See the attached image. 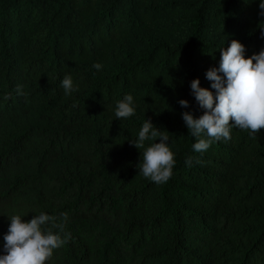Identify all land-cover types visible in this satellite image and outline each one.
<instances>
[{
    "label": "trees",
    "instance_id": "1",
    "mask_svg": "<svg viewBox=\"0 0 264 264\" xmlns=\"http://www.w3.org/2000/svg\"><path fill=\"white\" fill-rule=\"evenodd\" d=\"M260 2L0 0V254L13 215L67 213L47 264H264V129L198 153L182 119L203 114L190 82L215 91L220 49H264ZM126 95L135 114L117 120ZM146 119L175 156L160 185L129 143Z\"/></svg>",
    "mask_w": 264,
    "mask_h": 264
},
{
    "label": "clouds",
    "instance_id": "2",
    "mask_svg": "<svg viewBox=\"0 0 264 264\" xmlns=\"http://www.w3.org/2000/svg\"><path fill=\"white\" fill-rule=\"evenodd\" d=\"M259 8L261 15H264V0H261ZM261 34L264 36V30H261ZM93 67L99 71L102 65L96 63ZM205 76L214 92L200 87L199 79L190 82L191 93L204 110L203 114L195 118L191 112L182 113L187 131L198 138L193 150L204 152L215 141L231 139L230 126L257 137L264 129V49L246 58L245 46L233 39L226 49H220L219 66L207 70ZM61 85L65 95L77 90L70 75L62 79ZM179 104L182 108L189 107L187 100H180ZM133 105L132 95L118 101L115 108L117 120L133 116ZM202 136L206 138H200ZM168 141L169 133L157 129L148 119L142 124L137 138L129 140L139 152L143 150L140 152V174L158 185L171 178L176 162ZM146 142L150 143L146 146ZM191 162V158L185 161L188 166H191ZM67 219V213H62L59 219L40 213L27 221L13 215L3 236L4 254H0V264H47L53 251L71 237L64 230ZM49 224L58 231L45 230Z\"/></svg>",
    "mask_w": 264,
    "mask_h": 264
}]
</instances>
